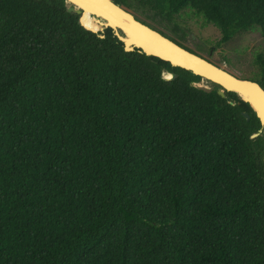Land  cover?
<instances>
[{
  "label": "trees",
  "instance_id": "trees-1",
  "mask_svg": "<svg viewBox=\"0 0 264 264\" xmlns=\"http://www.w3.org/2000/svg\"><path fill=\"white\" fill-rule=\"evenodd\" d=\"M114 1L197 54L178 38L186 10L220 43L264 37V0ZM80 16L66 0H0V264H264L250 104Z\"/></svg>",
  "mask_w": 264,
  "mask_h": 264
},
{
  "label": "water",
  "instance_id": "water-1",
  "mask_svg": "<svg viewBox=\"0 0 264 264\" xmlns=\"http://www.w3.org/2000/svg\"><path fill=\"white\" fill-rule=\"evenodd\" d=\"M66 3L69 11L81 15L80 22L86 29L105 37L106 29L111 28L114 35L124 42L126 51L139 50L146 55L169 61L173 66L190 70L195 75L201 76L202 80L217 85V91L222 96H226V92L237 93L242 100L250 104L260 119L261 128L252 137L259 135L264 137V88L257 81L238 77L203 55L179 45L139 20L130 9L114 0H66ZM87 14L101 26L94 28L84 23L83 19ZM170 74L171 76L166 78L175 77V73L170 72ZM197 85L208 91L214 88L201 82ZM243 115L247 119L251 117L247 111H243Z\"/></svg>",
  "mask_w": 264,
  "mask_h": 264
},
{
  "label": "rangeland",
  "instance_id": "rangeland-1",
  "mask_svg": "<svg viewBox=\"0 0 264 264\" xmlns=\"http://www.w3.org/2000/svg\"><path fill=\"white\" fill-rule=\"evenodd\" d=\"M130 10L137 17L146 20L167 34L175 35L169 27H166V22L151 18L149 16L151 14L147 15L140 9ZM179 20L185 36L178 38L186 46L238 77L249 78L258 71L259 65L256 63V56L257 54L264 56V37L261 35L258 26H253L249 30L235 35L226 43H220V29L213 24L206 23L201 16L186 10L180 14ZM201 83L214 86L213 83L204 80Z\"/></svg>",
  "mask_w": 264,
  "mask_h": 264
},
{
  "label": "bare ground",
  "instance_id": "bare-ground-1",
  "mask_svg": "<svg viewBox=\"0 0 264 264\" xmlns=\"http://www.w3.org/2000/svg\"><path fill=\"white\" fill-rule=\"evenodd\" d=\"M88 15V14H87ZM88 17L92 20V22H93V24L97 27V28H99L101 25L100 24H98V23H95L94 21H93V17H91V16H89L88 15ZM168 72V71H167ZM164 72V76L165 77H170L171 76V74H170V72Z\"/></svg>",
  "mask_w": 264,
  "mask_h": 264
}]
</instances>
